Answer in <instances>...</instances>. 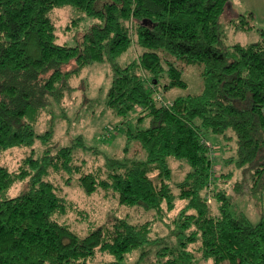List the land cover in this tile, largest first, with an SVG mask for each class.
I'll return each instance as SVG.
<instances>
[{
	"label": "trees",
	"instance_id": "trees-1",
	"mask_svg": "<svg viewBox=\"0 0 264 264\" xmlns=\"http://www.w3.org/2000/svg\"><path fill=\"white\" fill-rule=\"evenodd\" d=\"M229 1L0 0V155L33 148L17 170L0 166V264H127L135 253L141 263L153 256L158 264H193L195 244L212 264H264V212L253 223L228 191L216 190L205 143L210 133L236 137L226 164L250 179L264 211V28L257 42L225 46ZM67 7L75 14L67 30L83 36L74 46L60 42L53 17ZM249 17L234 20L235 29L251 30ZM135 46L138 57L120 62ZM96 62L111 65L106 103L124 118L127 140L120 157L105 155L90 170L85 152L99 151L85 138L58 145L53 128H36L72 91L71 79ZM192 66L200 68L203 92L162 104V90L187 88ZM177 161L190 168L178 183ZM52 171L118 207L100 223L85 215L88 233L81 234L62 219L76 207ZM18 184L28 189L12 196ZM234 187L247 193L240 183ZM210 194L220 202L217 212ZM124 209L153 219L133 221L120 215ZM159 221L168 236L156 230Z\"/></svg>",
	"mask_w": 264,
	"mask_h": 264
},
{
	"label": "rangeland",
	"instance_id": "rangeland-1",
	"mask_svg": "<svg viewBox=\"0 0 264 264\" xmlns=\"http://www.w3.org/2000/svg\"><path fill=\"white\" fill-rule=\"evenodd\" d=\"M227 6L228 11L222 17L224 45L250 44L261 40L259 29L264 28V0H230ZM251 13L253 14L252 18L249 17ZM240 15L250 18L251 25H253L251 30L238 31L235 29L233 21L238 20ZM74 16L75 14L70 7L56 9L53 14L57 25H59L60 42L71 46L77 45L83 37L82 35H77L76 37L75 30L72 31L69 28L67 30L68 24H72ZM81 24V27H85L86 25L84 22ZM139 52L140 48L135 46L120 62L126 64L137 58ZM184 77L188 83L187 88L174 89L170 92L162 90L160 93L162 100L173 103L174 99L178 96L197 95L203 92L205 88L204 80L200 75V68L198 66L186 67ZM70 82L72 84V91L67 94L60 105L56 103L52 105L48 112L44 114L36 129L38 132H44L53 128L58 145H69L79 135L85 138L87 145L99 151L97 155L87 152L84 155L89 162V169L94 170L98 165L105 163V155H117L120 157L123 154L127 140L124 126L122 125L124 118L113 114L106 103L107 91L113 82L111 65L107 62L104 64L93 63L85 67L82 74L74 77ZM138 116V113L133 114V120H136ZM229 134L235 137L234 133ZM206 138L210 144H213L215 172L213 182L216 185V190L228 191L229 195L236 200L238 208L245 212L253 223H259L262 212H264L263 206L257 196L254 197L250 194V189L248 188L251 185L250 179L244 181L245 178L241 169L231 164H226V161L232 158L233 150L237 149L236 137L233 141H229L223 135L210 133L206 134ZM32 149L31 147H16L5 151V153L0 155V166H9L11 169L17 170L21 165V161L31 154ZM97 156L98 159L96 160ZM173 169H175L174 180L178 183L183 181L190 168L177 161L173 164ZM223 173L225 176L222 177ZM51 174L56 183L60 185L62 195L65 194L74 204V207H76L75 210H71L62 219L64 221L67 220L81 234L88 233L89 220H85V215L88 216L90 214L92 220L100 223L105 220V215L108 212L118 207L112 199L109 200L108 196L106 197L101 193L93 197L86 196L77 180L68 185L66 183L67 177L63 173L57 174L52 171ZM236 183L242 184L245 189L244 191H247V193L245 192L243 195L237 194L234 187ZM244 183L246 184L244 185ZM247 184L249 185L247 186ZM214 185L212 186V190L214 189ZM15 187L16 189L12 192V196H17L28 189L25 184H18ZM209 201L214 212H217L220 204L217 196L212 197V194H210ZM120 215H129L136 222L142 221L144 217L153 219V215L143 216V212L140 209H124L120 211ZM176 215L172 214V217ZM165 217L168 222L170 217ZM156 227V230L162 236H168V229L163 225L162 221L157 222ZM198 247L199 245L196 244L191 247V250L197 256V261L193 264H212L202 259ZM127 262V264H158L153 256L148 257L143 263L139 262V253L132 255Z\"/></svg>",
	"mask_w": 264,
	"mask_h": 264
},
{
	"label": "built area",
	"instance_id": "built-area-1",
	"mask_svg": "<svg viewBox=\"0 0 264 264\" xmlns=\"http://www.w3.org/2000/svg\"><path fill=\"white\" fill-rule=\"evenodd\" d=\"M158 98H159V101H161L162 104H164V105H166V106H171V105H172V103H168V102L162 100L161 95H159ZM205 143H206V145L209 147V149H210V151H211V154H212V156H213V154H214V151H213V149H212V148H213V144H210V143L208 142V140H206ZM213 158H214V156H213Z\"/></svg>",
	"mask_w": 264,
	"mask_h": 264
},
{
	"label": "crops",
	"instance_id": "crops-1",
	"mask_svg": "<svg viewBox=\"0 0 264 264\" xmlns=\"http://www.w3.org/2000/svg\"><path fill=\"white\" fill-rule=\"evenodd\" d=\"M233 12V11H232ZM236 16H238L237 14H236Z\"/></svg>",
	"mask_w": 264,
	"mask_h": 264
}]
</instances>
